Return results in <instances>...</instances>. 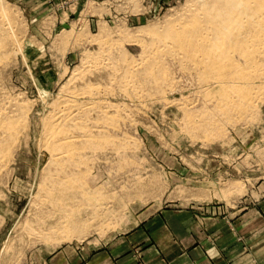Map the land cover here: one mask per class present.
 Here are the masks:
<instances>
[{
    "label": "rangeland",
    "instance_id": "rangeland-1",
    "mask_svg": "<svg viewBox=\"0 0 264 264\" xmlns=\"http://www.w3.org/2000/svg\"><path fill=\"white\" fill-rule=\"evenodd\" d=\"M2 1L0 7H5L7 15L3 14L6 18L1 19L2 7L0 24H4L0 26H8L7 29L0 30V126L2 121L11 122L14 118L13 126H16L14 123L18 125L11 145L13 149L6 155L9 161L6 157L0 160V264H99L98 261L93 262V255H110L111 250L114 255H132L130 257L137 264H145V260L138 255H171L175 247V244L171 245L172 238L177 239L175 241L182 249L184 245L186 248L197 245L196 242L201 240L204 245L198 250L200 254H207L206 248L218 249L219 244L227 242L228 255H235L236 252L239 255H264L262 47V54L257 53L260 63L258 55L256 56L261 67L256 69H260L259 72L262 73L256 72L261 76L257 74L258 79H254L255 75H250L252 78L246 77L248 81L255 80L258 91L254 97L257 98L253 97L252 103L241 110L240 106L247 103L240 100L245 102L243 105L237 100L241 96L237 95L238 92L226 94L222 88L224 86L217 84L215 74L207 72L205 75V70L201 71L202 68H196L190 59L178 55L179 52L172 45L166 47L170 51L160 49L163 45L159 46L151 40L153 32H145L140 39L148 48L145 49V54L156 51L153 53L162 55L159 57L153 54L157 62L161 60L160 64L163 63V67L159 62L155 64L156 80L155 76L147 79L141 71L137 72V79L135 73L130 75L124 69L127 66L129 69L133 63L142 62L141 59L144 58L140 56L142 46L132 44L126 36L127 31L132 33L135 29L152 26H161L163 29L188 13L189 9H193L195 0ZM3 19H10V22ZM10 33L12 37L16 35L15 39ZM262 45L264 42L259 46ZM176 52L178 53L175 54ZM141 65L143 67L144 63ZM105 69L109 71L105 72ZM110 71L123 73L117 75ZM140 75L144 80H141ZM158 75H163V78ZM108 77L110 80H107ZM132 78H136L138 82ZM246 79H242L241 87H249ZM127 80H131L130 83ZM237 96L239 97L235 98ZM72 101V104L75 101L76 105L82 103L81 107L89 105L93 108L91 111L88 106L90 117L88 112L83 113L89 120L83 114L79 119L86 121L84 123L87 127L78 120L77 130L74 127L65 130L64 127L58 128L64 132L68 130V134L73 130L74 135H83L85 129L89 132V137L80 136L82 139L74 144L70 155L54 159L45 128L52 126L51 119L60 113L57 110L60 111L68 104L72 107ZM107 104L110 108L106 107ZM100 108L102 111H99ZM105 115L110 116L107 118ZM192 117L195 119L192 120ZM78 127L79 130L82 129L79 131L81 133L78 132ZM113 137L114 139H110ZM79 148L82 153L78 152ZM74 165L78 172L76 168L73 169ZM61 170L65 172L63 176L70 172L68 179L62 177ZM54 172L57 177L52 175ZM51 175L59 178L60 183L58 179L52 180ZM4 178L6 180L3 181ZM43 185L51 194L44 191V187L39 188ZM50 185H53V190ZM46 199L47 202L44 203ZM237 219L239 223L236 222ZM190 223L193 225L192 231L196 229V235L188 234ZM237 237L240 238L238 251ZM168 239L167 244L162 243ZM106 259L101 258V264Z\"/></svg>",
    "mask_w": 264,
    "mask_h": 264
},
{
    "label": "bare ground",
    "instance_id": "bare-ground-1",
    "mask_svg": "<svg viewBox=\"0 0 264 264\" xmlns=\"http://www.w3.org/2000/svg\"><path fill=\"white\" fill-rule=\"evenodd\" d=\"M0 1H2V0H0ZM3 2V1H2ZM195 6H194V8L193 9H189V11H188V13H186V14H183L181 17H178L177 19H175L174 20V22H170V24H168V25H166L163 29L162 28H160L159 26V28L158 27H156V26H152V27H150V28H143V27H141V28H138V29H135L136 31L135 32H132V33H128V31L126 32V36H128L129 38H128V40H130L131 41V43L133 44H136V45H141L142 47H141V54H140V56H144V58L142 57V62H140L139 61V63H133V62H131V63H133L134 65H132L131 63V67H129V69L127 68H124L125 70H127L126 72H129L128 74H130V75H135V77L137 76V72H143V75L148 79H150V77H154L155 76V80H156V74H155V64H157L158 62V64H160L161 62V60H159L158 62H157V58H156V56H159L160 57V55L161 54H157L156 55V53L154 54L153 52H156V51H153V52H151L150 54L148 53V54H145V49H147L148 50V48H147V46L142 42L141 43V36L145 33V32H153V34H151L153 37L151 38V40H153L154 41V43L155 44H157V45H159V44H161V45H163L162 46V48H160V49H162L163 50V48H166V47H171V45L174 47L173 49H175V51H178V52H176L175 54H177L178 53V55L179 54H181V56H183V58L184 57H187L188 59H190L191 61H192V63L195 65V66H197L196 68H198L199 66L202 68V70L201 71H206V73H205V75L207 74V72L208 73H213V74H215L214 75V77H216L217 76V78H215V79H218V85L219 86H221L222 87V85L224 86V87H222V88H224L225 89V91H226V94H228V95H230V93H232V92H238L237 93V95H241L240 96V99L238 98L239 96H237V97H235V98H238L237 100L238 101H240V100H243V101H246V103L247 104H245V102H243V101H240V102H242L243 103V105L245 106H242V107H244V108H242L241 106H240V108H241V110H243V109H245L247 106H249L248 105V103L250 104V103H252L251 102V100L253 101L254 100V98L256 99L257 98V96L256 97H254V94H256L257 95V91H258V86L255 84V80H252L251 79V81H248L247 79H246V77H250V78H252L251 76H256L258 73L256 72V71H258L259 72V70L258 69H256L257 67L259 68L260 67V65H258V62L260 63V60H259V55L258 54H262V53H264V49H263V47H264V45H262V46H259L260 44H262L263 42H264V0H195ZM4 9H3V8ZM2 8V15H1V19L3 18V17H5L3 14H5V7L4 6H1L0 7V9ZM187 12V11H186ZM5 15H7V14H5ZM6 18V17H5ZM7 18H8V16H7ZM3 20H6V19H3ZM8 20V19H7ZM6 20V21H7ZM1 21V20H0ZM6 21H3V22H5L6 23ZM9 22H10V19L8 20ZM7 21V22H8ZM173 21V20H172ZM2 22V21H1ZM2 25L4 24V23H1ZM0 24V25H1ZM10 24V23H9ZM155 25V24H154ZM159 25V24H158ZM162 25V24H161ZM8 26V25H7ZM7 26H6V28H3V26H0L1 28H0V30H2L3 31V29L5 30V29H7ZM10 27L8 28V29H10L11 28V25H9ZM5 27V26H4ZM103 27V26H102ZM3 28V29H2ZM103 29V28H102ZM159 29H162V30H159ZM104 30H105V27H104ZM11 31H12V29H11ZM117 31V30H116ZM102 32H104V31H102ZM119 32V31H118ZM109 33V32H108ZM128 33V34H127ZM103 34V33H102ZM118 34V33H117ZM12 34L10 33V36H11ZM114 35V34H113ZM125 35V34H124ZM14 36H16L15 34H14ZM12 37V38H14L15 39V37ZM98 36V35H97ZM100 36V35H99ZM112 37V36H111ZM120 37H122V36H120ZM124 37V36H123ZM122 37V38H123ZM99 38V37H98ZM104 38V37H103ZM14 39H13V41H14ZM17 39V38H16ZM110 39V38H109ZM147 39V38H146ZM155 39V40H154ZM98 40V39H97ZM99 41V40H98ZM118 41V40H117ZM116 41V42H117ZM147 41V40H146ZM152 41V42H153ZM5 42V41H4ZM15 42L17 43V41L15 40ZM96 42V41H95ZM101 42V41H100ZM102 42H103V40H102ZM105 42V41H104ZM159 42V43H158ZM77 43H79V42H77ZM107 43V42H106ZM131 43H129V45H131ZM147 43V42H146ZM151 43V42H150ZM93 44V43H92ZM107 44H109V42L107 43ZM110 44H111V42H110ZM118 44V43H117ZM120 44V43H119ZM121 44H122V42H121ZM148 44V43H147ZM2 45V44H1ZM103 45V44H102ZM102 45H100V46H102ZM151 45H152V43H151ZM98 46V45H97ZM104 46H105V44H104ZM149 46V45H148ZM160 46V45H159ZM258 46H259V48H258ZM1 47V46H0ZM3 47V46H2ZM109 47H110V45H109ZM155 47V46H154ZM156 47H158V46H156ZM260 47H262L261 49H262V53H260L261 51H260ZM105 48V47H104ZM103 48V49H104ZM107 48H108V46H107ZM110 48H112V47H110ZM167 49V48H166ZM100 50H102L101 49V47H100ZM100 50H97L98 52L100 51ZM108 50H110V49H108ZM124 50V49H123ZM169 49H167L166 51H168ZM257 50H258V52H257ZM104 51V50H103ZM149 51H150V49H149ZM157 51H158V53H159V48L157 49ZM170 51V50H169ZM174 51V50H173ZM173 51H171V52H173ZM255 51H256V53H255ZM88 52V51H87ZM107 52V51H106ZM109 52V51H108ZM163 52V51H162ZM171 52H169V55H170V53ZM110 53V52H109ZM124 53V52H123ZM122 53V54H123ZM147 53V52H146ZM165 53V52H164ZM174 53V52H173ZM258 53V54H257ZM96 54V53H95ZM100 54V53H99ZM115 54V53H114ZM156 55V56H154V55ZM168 54V53H167ZM85 55H86V53H85ZM106 55V54H105ZM111 55V54H110ZM119 55V54H118ZM258 55V62L256 61L257 60V58H256V56ZM91 56H95V55H91ZM90 56V57H91ZM104 56V55H103ZM162 56V55H161ZM165 56V55H164ZM163 56V57H164ZM173 56H176V55H173ZM181 56H179V58L181 57ZM261 57H263L264 56V54L263 55H260ZM100 58H101V56H99ZM87 58H89L88 56H87ZM105 58V57H104ZM124 58V57H123ZM187 58H185V59H187ZM91 59V58H90ZM114 59H115V57H114ZM127 59V58H126ZM132 59V58H131ZM165 59V58H164ZM174 59V58H173ZM263 59H264V57H263ZM263 59H261L262 61H264ZM85 60V59H84ZM97 60V59H96ZM108 60V59H107ZM133 60V59H132ZM136 60V59H135ZM146 60V61H145ZM163 60V59H162ZM189 60V61H190ZM90 61V60H89ZM91 61H93V60H91ZM110 61V60H109ZM145 61V62H144ZM183 61V60H182ZM190 61V62H191ZM261 61V62H262ZM84 62V61H83ZM88 62V61H87ZM108 62V61H107ZM116 62H118V61H116ZM137 62V61H136ZM165 62V61H164ZM189 62V63H190ZM90 63V62H89ZM99 63V62H98ZM104 63V62H103ZM102 63V64H103ZM144 63V66L142 67V65L141 64H143ZM88 64V63H87ZM108 64H109V62H108ZM118 64V63H117ZM120 64H122V63H120ZM180 64V63H179ZM187 64V63H186ZM163 65V63L162 64H160V66L161 67H163L162 66ZM167 65V64H166ZM181 65V64H180ZM185 65V64H184ZM258 65V66H257ZM116 66H118V65H116ZM115 66V67H116ZM126 65H124V67H125ZM159 66V67H160ZM182 66H183V64H182ZM181 66V67H182ZM191 66H193V65H191ZM91 67V66H90ZM105 67V66H104ZM103 67V68H104ZM106 67H108V66H106ZM122 67H123V65H122ZM140 67H141V69H140ZM179 67V66H178ZM185 67H187V66H185ZM184 67V68H185ZM2 68V67H1ZM0 68V69H1ZM85 68V67H84ZM83 68V69H84ZM88 68V67H87ZM109 68V67H108ZM114 68V67H113ZM117 68V67H116ZM139 68V69H138ZM192 69H194L193 67H191ZM261 68V67H260ZM115 69V68H114ZM119 69V68H118ZM121 70L123 69V68H120ZM136 69H138V70H136ZM158 69V68H157ZM169 69V68H168ZM187 69H190V68H187ZM264 68H262V70H263ZM78 70V69H77ZM87 70V69H86ZM106 71L105 72H107V71H109V70H107V69H105ZM125 70H124V72H125ZM196 70V69H195ZM199 70V69H198ZM251 70V71H250ZM261 70V71H262ZM81 71V70H80ZM123 71V70H122ZM184 71V70H183ZM204 71V72H205ZM79 72V71H78ZM87 72V71H86ZM101 72V71H100ZM111 72V71H110ZM113 72V71H112ZM111 72V73H112ZM125 72V73H126ZM159 72V71H158ZM164 72V71H163ZM169 72V71H168ZM200 72V71H199ZM203 72V73H204ZM85 73V72H84ZM94 73V72H93ZM99 73V72H98ZM119 73V72H118ZM123 73V72H122ZM121 73V74H122ZM132 73V74H131ZM133 73H135V74H133ZM160 73V72H159ZM165 73H166V71H165ZM172 73V72H171ZM252 73H253V75H252ZM259 73H262V72H259ZM81 74V73H80ZM90 74V73H89ZM100 74V73H99ZM112 74H117V73H112ZM111 74V75H112ZM120 74V73H119ZM119 74H117V75H119ZM120 74V75H121ZM162 74V73H161ZM168 74V73H167ZM166 74V75H167ZM83 75V74H82ZM81 75V76H82ZM185 75V74H184ZM194 75V74H193ZM197 75V74H196ZM209 75V74H208ZM251 75V76H250ZM258 75H260V74H258ZM263 75H264V73H263ZM74 76V75H73ZM116 76V75H115ZM124 76H127L126 74L124 75ZM140 76H142V75H140ZM149 76V77H148ZM160 75H158V77H159ZM162 76V78H163V75H161ZM160 76V77H161ZM169 76V75H168ZM261 76V75H260ZM102 77V76H101ZM107 77V76H106ZM118 77V76H117ZM134 77V76H133ZM138 77V76H137ZM136 77V78H137ZM144 77V78H145ZM169 77H171V75L169 76ZM204 77V76H203ZM224 77V78H223ZM259 77V76H258ZM79 78H80V76H79ZM82 78V77H81ZM83 78H85V77H83ZM112 78V77H111ZM116 78V77H115ZM121 78V77H120ZM130 78H131V76H130ZM132 78V79H135V81L139 78ZM141 78V80L143 79V76L142 77H140ZM168 78V77H167ZM226 78V79H225ZM254 78V77H253ZM262 78H263V76H262ZM124 79V78H123ZM125 79H126V77H125ZM127 79H129V78H127ZM147 79H145V81L147 80ZM166 79V78H165ZM201 79V78H200ZM208 79V78H207ZM242 79H246L248 82V85H249V87L248 86H243V87H241V85H240V83H242L243 81H242ZM254 79H258L257 78V76L254 78ZM261 79V78H260ZM107 80H110L109 79V77H108V79ZM113 80V79H112ZM120 80V79H119ZM144 80V79H143ZM161 80H164V79H161ZM169 80V79H168ZM197 80V79H196ZM195 80V81H196ZM210 80V79H209ZM76 81V80H75ZM83 81V80H82ZM114 81H115V79H114ZM124 81V80H123ZM127 81H129V80H127ZM131 81V80H130ZM130 81H129V83H130ZM134 80H132V82H133ZM134 81V82H135ZM166 81V80H165ZM200 81V80H199ZM211 81H214V80H211ZM263 81V80H262ZM81 82V81H80ZM84 82V81H83ZM113 82V81H112ZM121 82V81H120ZM136 82H138V80L136 81ZM157 82V81H156ZM175 82V81H174ZM176 82H178V81H176ZM181 82V81H180ZM204 82V81H203ZM108 83V82H107ZM116 83H117V80H116ZM115 83V84H116ZM118 83H119V81H118ZM128 82H127V84H129ZM147 83V82H146ZM152 83L153 82H151V84L150 85H152ZM161 83H163L162 81H161ZM200 83V82H199ZM247 83H245V84H247ZM258 83V82H257ZM95 84V83H94ZM111 84H113V83H111ZM120 84V83H119ZM118 84V85H119ZM122 84V83H121ZM143 84V83H142ZM147 84H149V83H147ZM147 84H145V85H147ZM155 84V83H154ZM156 84H158V82L156 83ZM155 84V85H156ZM159 84H160V80H159ZM207 85H208V83H206ZM90 85V84H89ZM129 85H131V84H129ZM138 85V84H137ZM168 85H170V84H168ZM177 85V84H176ZM186 85V84H185ZM203 85V84H202ZM202 85H200V87L202 86ZM86 86V85H85ZM98 86H99V84H98ZM105 86V85H104ZM110 86V85H109ZM122 86V85H121ZM134 86V85H133ZM140 86V85H139ZM154 86V85H153ZM152 86V87H153ZM159 86V85H158ZM209 86V85H208ZM264 86V85H263ZM70 87H73V86H70ZM81 87V86H80ZM90 87V86H89ZM94 87V86H93ZM93 87H92V89H93ZM114 87V86H113ZM127 87V86H126ZM126 87H124V88H126ZM129 87V86H128ZM141 87V86H140ZM155 87V86H154ZM256 87V89H254ZM82 88V87H81ZM101 87H99V89H100ZM123 88V87H122ZM143 88H145L144 86H143ZM168 88V87H167ZM171 88H172V86H171ZM199 88V87H198ZM78 89V88H77ZM87 89V88H86ZM89 89V88H88ZM92 89H90V90H92ZM103 89H104V87H103ZM107 88L105 87V90H106ZM118 89H119V87H118ZM133 89H134V87H133ZM139 89H141V88H139ZM159 89V88H158ZM157 89V90H158ZM173 89V88H172ZM205 89H207V88H204V90ZM96 90V89H95ZM114 90V89H113ZM122 90V89H121ZM143 90V89H142ZM148 90H150V89H148ZM153 90V89H152ZM185 90V89H184ZM183 90V91H184ZM64 91H66V90H64ZM120 91V90H119ZM127 91V90H126ZM138 91V90H137ZM160 91V90H159ZM62 92V91H61ZM73 92V91H72ZM89 92V91H88ZM92 92V91H91ZM90 92V93H91ZM122 92V91H121ZM128 92V91H127ZM152 92V91H151ZM157 92V91H156ZM176 92V91H175ZM198 92V91H197ZM262 92H264V91H262ZM67 92H65V94H66ZM80 93V92H79ZM98 93V92H97ZM96 93V94H97ZM104 93V92H103ZM134 93V92H133ZM137 92H135V94H136ZM142 93V92H141ZM158 93V92H157ZM85 94H87V93H85ZM84 94V95H85ZM110 94V93H109ZM123 94H125V93H123ZM127 94V93H126ZM146 94V93H145ZM165 94V93H164ZM199 94V93H198ZM70 95V94H69ZM83 95V96H84ZM93 95H95V94H93ZM93 95H91V96H93ZM111 95V94H110ZM134 95V94H133ZM138 95V94H137ZM154 95V94H153ZM156 95H158V94H156ZM62 96V95H61ZM61 96H59V97H61ZM75 96H76V94H75ZM83 96H82V98H83ZM128 96V95H127ZM135 96V95H134ZM150 96V98H151V95H149ZM165 96V95H164ZM187 96H189V95H187ZM262 96V95H261ZM77 97H79V96H77ZM94 97V96H93ZM119 97V96H118ZM148 97V96H147ZM242 97V98H241ZM254 97V98H253ZM264 97V96H263ZM15 98H17V97H15ZM232 98V97H231ZM138 99V98H137ZM232 99H234V98H232ZM54 100H55V98H54ZM65 100V99H64ZM88 100V99H87ZM94 100V99H93ZM92 99H91V101H93ZM162 100H164V99H162ZM231 99H229V101H230ZM62 101V100H61ZM68 101V100H67ZM70 101V100H69ZM151 101V100H150ZM161 101V100H160ZM176 101V100H175ZM186 101H188V100H186ZM232 101V100H231ZM230 101V102H231ZM234 101H236V100H234ZM238 101H236V104H239L238 103ZM56 101H54V103H55ZM84 102H85V100H84ZM102 102V101H101ZM104 102V101H103ZM143 102V101H142ZM168 102H170V101H168ZM178 102H179V100H178ZM193 102V101H192ZM196 102V101H195ZM211 102H212V100H211ZM257 102V101H256ZM13 103V102H12ZM21 103H22V101H21ZM70 103V102H69ZM73 103V101L71 102V105H72V107L71 106H68V105H70V104H68V105H64V104H62V105H64L63 106V108H61L60 109V111H59V109L57 110L58 112H60L59 114H58V116H56L54 119H51V121H50V119H49V123L51 122V127L49 126V124H48V126H46V127H48V128H45V130H46V132H45V135H46V139L48 140V141H50V143H48L49 144V146H51V151H53V152H51L52 154H51V156H53L54 157V159H56V158H62V157H67L68 155H70V153H71V149H73V147H75L74 146V144H76V142H78L80 139H82L83 138V136H87V134H89V132L88 131H86L85 129H83V131H85V132H87V133H85V132H83L84 134L83 135H74V134H72L73 133V130H70V131H72V133L71 134H68L67 133V131L66 132H64V130H65V128L67 129H69V128H71V127H74L75 129L77 128V125H79V122H78V120L81 118V114H83V113H86V112H88V116L90 115L89 114V111H90V108L88 107V106H84V107H81V105H82V103H79V105H76L75 104V101H74V104H72ZM77 103V102H76ZM90 102H88V104H89ZM94 103V102H93ZM95 103H97V101H95ZM99 103V102H98ZM109 103V102H108ZM153 103H154V101H153ZM180 103V102H179ZM224 103V102H223ZM234 103V102H233ZM18 104V103H17ZM83 104H85V103H83ZM92 104V103H91ZM101 104V103H100ZM110 104V103H109ZM125 104V103H124ZM178 104V103H177ZM187 104V103H186ZM185 104V105H186ZM194 104V103H193ZM97 105V104H96ZM108 105V104H107ZM145 105V104H144ZM166 105H168V104H166ZM235 105V104H234ZM240 105V104H239ZM239 105H236L237 106V108L239 107ZM247 105V106H246ZM7 106V105H6ZM5 106V107H6ZM55 106V105H54ZM53 106V107H54ZM73 106H75L76 108H73ZM79 106V107H78ZM83 106V105H82ZM120 106V105H119ZM208 106V105H207ZM206 106V107H207ZM223 106V105H222ZM229 106H231V105H229ZM254 106V105H253ZM22 107V106H21ZM24 107V106H23ZM93 107V106H92ZM95 107V106H94ZM103 107H104V105H103ZM106 107H109V105L108 106H106ZM105 107V108H106ZM114 106H112V108H113ZM118 107V106H117ZM226 107V106H225ZM6 108H8V107H6ZM13 108V107H12ZM11 108V109H12ZM52 108V107H51ZM56 108H57V106H56ZM88 108H89V111H87L88 110ZM99 108V107H98ZM98 108H96V109H98ZM110 108V107H109ZM109 108H107V109H109ZM115 108V107H114ZM128 108V107H127ZM162 108V107H161ZM221 108V107H220ZM230 108H232V107H230ZM235 108V107H234ZM255 108H257V107H255ZM255 108H253V110L255 109ZM5 109V108H4ZM23 109V108H22ZM101 109V108H100ZM107 109H105V110H107ZM117 109V108H116ZM120 109V108H119ZM150 109V108H149ZM153 109V108H152ZM178 109H179V107H178ZM201 109V108H200ZM217 109V108H216ZM228 109H229V107H228ZM250 110H251V108H249ZM93 110V108H91V111ZM138 110V109H137ZM164 110V109H163ZM180 110V109H179ZM202 110V109H201ZM201 110H199L200 112H201ZM211 110V109H210ZM217 110H219V108L217 109ZM217 110H216V112H217ZM233 110V109H232ZM240 110V109H239ZM241 110L239 111V112H241ZM252 110V111H253ZM3 111H5V110H3ZM7 111V110H6ZM16 111V110H15ZM20 111V110H19ZM25 111V110H24ZM54 111V110H53ZM95 111V110H94ZM93 111V112H94ZM99 111H102V109L101 110H99ZM117 111V110H116ZM198 111V112H199ZM2 112V111H1ZM30 112V111H29ZM98 112V111H97ZM107 112H108V110H107ZM114 112V111H113ZM215 112V113H216ZM231 112V111H230ZM247 112V111H246ZM19 113V112H18ZM51 113V112H50ZM99 113V112H98ZM102 112H100V114H101ZM103 113H104V111H103ZM185 113V112H184ZM194 113V112H193ZM233 113V112H232ZM15 114H17V113H15ZM20 114V113H19ZM22 114V113H21ZM28 114V113H27ZM100 114H99V118H101L102 116H100ZM121 114V113H120ZM190 114H191V112H190ZM199 114V113H198ZM198 114H197V116H198ZM201 114V113H200ZM220 114V113H219ZM230 114V113H229ZM236 114V113H235ZM242 114V113H241ZM1 115V114H0ZM6 115V114H5ZM12 115V114H11ZM10 114H9V116H11ZM47 115H48V113H47ZM84 115V114H83ZM82 115V116H83ZM101 115H103V114H101ZM110 115H112V114H110ZM110 115H108V116H110ZM117 115V114H116ZM205 115V114H204ZM209 115H210V113H209ZM223 115V114H222ZM221 115V116H222ZM240 115V114H239ZM243 115H245V114H243ZM2 116H4V114L2 115ZM7 116H8V114H7ZM13 116V115H12ZM11 116V117H12ZM21 116V115H20ZM54 116V115H53ZM85 117L84 118H86L87 116L86 115H84ZM97 116V115H96ZM104 116V115H103ZM107 118H108V116L107 115H105ZM128 116V115H127ZM132 116V115H131ZM187 117H190V116H188V115H186ZM211 116V115H210ZM4 117H6V116H4ZM90 117V116H89ZM106 117H105V119H106ZM112 117V116H111ZM118 117V116H117ZM130 117V116H129ZM199 117V116H198ZM202 117V116H201ZM209 117V116H208ZM217 117V116H216ZM232 117V116H231ZM1 119L0 120H2V117H0ZM19 118V117H18ZM17 118V119H18ZM49 118H50V116H49ZM141 118V117H140ZM207 118V117H206ZM205 118V119H206ZM210 118V117H209ZM214 118V117H213ZM217 118H219V116L217 117ZM241 118V117H240ZM5 119H7V118H5ZM4 119V120H5ZM9 119V118H8ZM16 119V120H17ZM24 119V118H23ZM22 119V120H23ZM83 119V118H82ZM88 118H86V120H87ZM96 119V118H95ZM98 119V118H97ZM193 119H195V118H193L192 117V120ZM198 119V118H197ZM210 119H212V118H210ZM234 119V118H233ZM243 119V118H242ZM21 120V119H20ZM19 120V121H20ZM48 120V119H47ZM84 120V119H83ZM89 120V119H88ZM103 120H104V118H103ZM116 120V119H115ZM118 121H119V119H117ZM127 120V119H126ZM134 120V119H133ZM187 120V119H186ZM199 120H201V118L199 119ZM203 120V119H202ZM209 120V119H208ZM207 120V121H208ZM221 120V119H220ZM225 120V119H224ZM7 121V120H6ZM13 121V120H12ZM10 122V120L8 121V122H4V121H2V126H0V128L2 127V128H4V129H0V132L1 131H3L2 133H1V135H0V160H1V158H4V157H6V160H8L7 159V154L8 153H10L11 152V149H13V147L11 146L13 143V139H15L14 137H15V135H16V133H17V128H16V126L18 125V124H15L14 123V125H16V126H13V122L15 121V118H14V121L13 122ZM46 121V120H45ZM80 121V120H79ZM82 121V120H81ZM80 121V122H81ZM92 121V120H91ZM90 121V122H91ZM96 121V120H95ZM190 121V120H189ZM197 121V120H196ZM212 121V120H211ZM222 121V120H221ZM239 121V120H238ZM4 122V123H3ZM21 122V121H20ZM84 122H86V121H84ZM83 121H82V125L84 124V126H85V123H84ZM89 122V121H88ZM87 122V123H88ZM93 122V121H92ZM101 122V121H100ZM103 122V121H102ZM105 122V121H104ZM185 122V121H184ZM188 122V121H187ZM0 123H1V121H0ZM45 123V122H44ZM43 123V124H44ZM48 123V122H47ZM86 123V124H87ZM171 123V122H170ZM192 123H193V121H192ZM197 123V122H196ZM209 123V122H208ZM212 123H213V121H212ZM22 124V123H21ZM26 124V123H25ZM99 124V123H98ZM104 124V123H103ZM201 124V123H200ZM199 124V125H200ZM6 125V126H5ZM82 125H80V126H82ZM105 125V124H104ZM118 125V124H117ZM206 125V124H205ZM213 125V124H212ZM218 125V124H217ZM22 126V125H21ZM76 126V127H75ZM93 126H95V125H93ZM106 126H109V125H106ZM111 126V125H110ZM109 126V127H110ZM193 126H195L194 125V123H193ZM211 126V125H210ZM214 126H216V125H214ZM58 127H60V128H63L64 127V130L63 129H60V128H58ZM85 127H87V126H85ZM84 127V128H85ZM91 127V126H90ZM99 127V126H98ZM108 127V128H109ZM119 127V126H118ZM204 127V126H203ZM202 127V128H203ZM212 127V126H211ZM21 128V127H20ZM23 128V127H22ZM21 128V129H22ZM28 128V127H27ZM74 128H71V129H74ZM79 128L80 127H78V132L80 131V130H82V129H80L79 130ZM190 127H188V129H189ZM206 128H209V127H206ZM91 130H92V128H90ZM90 129H88V130H90ZM191 129V128H190ZM194 129V128H193ZM26 130V129H25ZM24 130V131H25ZM77 130V129H76ZM98 130V129H97ZM96 130V131H97ZM96 131H95V133H96ZM99 131V130H98ZM97 131V132H98ZM104 131V133H105V129L103 130ZM190 131V130H189ZM197 131H198V129H197ZM200 131V130H199ZM198 131V132H199ZM22 132V131H21ZM82 132V131H81ZM81 132H79V133H81ZM91 132V131H90ZM108 132V131H107ZM78 133V134H79ZM100 133L102 134L103 132H101L100 131ZM187 133H188V131H187ZM192 133V132H191ZM26 134V133H25ZM25 134H24V136H25ZM77 134V133H76ZM107 134V133H106ZM105 134V135H106ZM198 134V133H197ZM201 134V133H200ZM207 134V133H206ZM44 135V136H45ZM204 135V134H203ZM80 136H82V138H80ZM91 136V135H90ZM208 136V135H207ZM89 136H87L86 138H88ZM94 137V136H93ZM105 137V136H104ZM85 138V139H86ZM103 138V137H102ZM116 138V137H115ZM20 139V138H19ZM45 139V138H44ZM91 140H92V142L91 143H93V138L91 137L90 138ZM97 139V138H96ZM95 139V140H96ZM100 139V138H99ZM110 139H114V137L113 138H110ZM193 139H194V137H193ZM197 139V138H196ZM41 140V139H40ZM43 140V139H42ZM94 140V141H95ZM117 140H119V138L117 139ZM17 141V140H16ZM46 141V140H45ZM85 141V140H84ZM83 141V142H84ZM87 141H89V139H87ZM101 141V140H100ZM19 142V141H18ZM90 142V141H89ZM102 142V141H101ZM113 142V141H112ZM46 143V144H47ZM85 143V142H84ZM105 143V142H104ZM79 144V143H78ZM112 144V143H111ZM118 144V143H117ZM80 145H81V143H80ZM86 145V144H85ZM85 145H82V146H84L85 147ZM92 145V144H91ZM107 145H108V143H107ZM16 146V145H15ZM49 146H48V148H49ZM90 146V145H89ZM125 146V145H124ZM127 146V145H126ZM78 147V146H77ZM87 147H88V144H87ZM115 147H116V145H115ZM17 148V147H16ZM43 148H44V146H43ZM91 148H93V147H91ZM100 148V147H99ZM104 148V147H103ZM110 148H111V146H110ZM18 149V148H17ZM77 149V148H76ZM76 149H74V150H76ZM90 149V148H89ZM112 149H113V147H112ZM80 148H79V151L78 152H80ZM88 150V149H87ZM100 150V149H99ZM123 150H125V149H123ZM83 151H84V149H83ZM89 151V150H88ZM94 151V150H93ZM75 153H76V151H75ZM80 153H82V152H80ZM113 153V152H112ZM15 154V153H14ZM79 154V153H78ZM96 154V153H95ZM9 155V154H8ZM72 155V154H71ZM77 155V154H76ZM78 156V155H77ZM90 156V155H89ZM72 157H75V155L74 156H72ZM81 157V156H80ZM80 157H78V158H80ZM10 158V157H9ZM12 158V157H11ZM85 159H86V155H85V157H84ZM54 159H53V161H54ZM59 159H57V161L59 160ZM68 159H69V157H68ZM74 159H76V158H74ZM64 160H66V158L64 159ZM71 160H72V158H71ZM80 160V159H79ZM3 161V160H2ZM9 161V160H8ZM62 161H63V159H62ZM67 161V160H66ZM69 162H71L70 160H68ZM83 161V160H82ZM60 162V161H59ZM72 162H74V160L72 161ZM3 163V162H2ZM54 163V162H53ZM79 162H77L76 164H78ZM82 163V162H81ZM86 163V162H85ZM55 164H56V162H55ZM58 165H60L59 163H57ZM66 164V163H65ZM73 164V163H72ZM75 164V163H74ZM57 165V166H58ZM79 165H80V163H79ZM87 165V164H86ZM46 166V165H45ZM54 166V165H53ZM61 166H63V164L61 165ZM60 166V167H61ZM75 166V167H74ZM73 166V169L74 168H76V165H74ZM3 167V166H2ZM67 167V166H66ZM68 167H69V164H68ZM72 167V166H71ZM85 167H87V166H85ZM6 169H7V167H5ZM49 168V167H48ZM55 168V167H54ZM88 168V167H87ZM1 169V168H0ZM60 169V168H59ZM77 169V172H78V168H76ZM45 170V169H44ZM63 170V169H62ZM62 170H61V173H62V177H64V178H67L68 179V177H69V175H70V172H68L69 173V175L67 174V175H65V176H63L64 174L63 173H65L64 171L62 172ZM69 170V169H68ZM2 171V170H1ZM4 171H6V170H4ZM47 171V170H46ZM59 171V170H58ZM47 172H49V171H47ZM53 172V171H52ZM56 173H58L57 171H55ZM55 172L54 173H52V175L54 174V177L56 176L57 177V175H55ZM76 172V173H77ZM1 173V172H0ZM7 173V172H6ZM60 173V172H59ZM9 174V173H8ZM44 174H46L45 172H44ZM44 174H42V175H44ZM51 174V173H50ZM73 173L71 172V175H72ZM75 174V173H74ZM82 174V173H81ZM80 174V175H81ZM52 175H51V177H52ZM79 175V174H78ZM83 175V174H82ZM86 175V174H85ZM6 176V175H5ZM49 176V175H48ZM74 176V175H73ZM77 176V175H76ZM4 177V176H3ZM2 177V178H3ZM42 177V176H41ZM46 177H47V175H46ZM50 177V178H51ZM61 177V176H60ZM61 177V178H62ZM72 177V176H71ZM80 177V176H79ZM43 178V177H42ZM41 178V179H42ZM63 178V179H64ZM76 178V177H75ZM81 178V177H80ZM52 180L53 179H55L56 181H57V179L59 180V178H51ZM74 179V178H73ZM4 180H6L5 178L3 179V181ZM62 180V179H61ZM71 180V179H70ZM76 180V179H75ZM78 180H79V178H78ZM50 181V180H49ZM62 181H64V180H62ZM67 181V180H66ZM83 181V180H82ZM70 182V181H69ZM68 182V183H69ZM76 182V181H75ZM80 182V181H79ZM45 183V182H44ZM55 183V182H54ZM59 183H60V180H59ZM81 183V182H80ZM3 184H5L4 182H3ZM42 184V183H41ZM51 184H53V183H51ZM62 184V183H61ZM60 184V185H61ZM64 185H65V183H63ZM75 184H77V182L75 183ZM58 186H59V184H57ZM63 185V186H64ZM82 185V184H81ZM85 185V184H84ZM87 185V184H86ZM48 186H49V184H48ZM63 186H61V188L63 187ZM66 186V185H65ZM64 186V187H65ZM71 186H73V184L71 185ZM41 187H44V185L43 186H40L39 188H41ZM50 187H51V185H50ZM52 187H53V185H52ZM52 187H51V189H52ZM69 187V189H70V186H68ZM74 187V186H73ZM73 187H71V189H74ZM76 187V186H75ZM82 187V186H81ZM45 188V187H44ZM48 188V187H47ZM55 188V187H54ZM66 188V187H65ZM80 188V187H79ZM50 189V190H51ZM59 189V188H58ZM58 189H55V190H58ZM67 189V188H66ZM49 190V189H48ZM48 190H46V188H45V190L44 191H48ZM53 190V189H52ZM51 190V191H52ZM62 190H63V188H62ZM68 190V189H67ZM83 190V189H82ZM40 191V190H39ZM42 191V190H41ZM49 192V191H48ZM48 192H46V193H48ZM40 193V192H39ZM50 193V192H49ZM36 194V193H35ZM51 194V193H50ZM40 195V194H39ZM47 195V194H46ZM66 195V194H65ZM49 196V195H48ZM48 196H45V197H48ZM36 198V197H35ZM40 199H42L41 197H40ZM58 199V198H57ZM36 200V199H35ZM54 200V199H53ZM70 200V199H69ZM43 201V200H42ZM49 201H50V199H49ZM52 201V200H51ZM45 202H47V199H46V201L44 200V203ZM56 202V201H55ZM34 203V202H33ZM37 203V202H36ZM43 203V202H42ZM49 203V202H48ZM38 204V203H37ZM39 204H41V203H39ZM31 205H34V204H32L31 203ZM42 205V204H41ZM50 205H51V203H50ZM40 206V205H39ZM52 207H53V205H51ZM80 206H82V205H80ZM106 208V207H105ZM33 209V208H32ZM45 210V209H44ZM61 211V210H60ZM33 212V211H32ZM43 212V211H42ZM45 212V211H44ZM56 212H58V211H56ZM35 213V212H34ZM87 213V212H86ZM38 214H39V212H38ZM44 215V214H43ZM28 216V215H27ZM49 216V215H48ZM85 216V215H84ZM50 217V216H49ZM91 217V216H90ZM35 218H37V217H35ZM43 218V217H42ZM45 218V217H44ZM55 219V218H54ZM83 219V218H82ZM96 219V218H95ZM42 220V219H41ZM90 220H92V219H90ZM65 221V220H64ZM69 221V220H68ZM82 222H84V221H82ZM107 222V221H106ZM81 223V222H80ZM42 224V223H41ZM54 224V223H53ZM67 224V223H66ZM65 224V225H66ZM88 224V223H87ZM43 225V224H42ZM41 225V226H42ZM46 225V224H45ZM68 225V224H67ZM72 225V224H71ZM78 225H79V223H78ZM91 225H92V223H91ZM63 226V225H62ZM40 227V226H39ZM54 227V226H53ZM72 227V226H71ZM41 228V227H40ZM52 228V227H51ZM50 228V229H51ZM56 229H58L57 228V226H56ZM74 230V229H73ZM90 230H92V228L90 229ZM29 231V230H28ZM51 231L52 230H50V233H51ZM39 232V231H38ZM54 232V231H53ZM52 232V233H53ZM61 232H62V229H61ZM88 232V231H87ZM34 233H36V232H34ZM44 233V232H43ZM81 233V232H80ZM52 235V234H51ZM50 235V236H51ZM57 235V234H56ZM60 235V234H59ZM43 236V235H42ZM62 237H63V235H61ZM45 237H46V235H45ZM56 237V236H55ZM50 238V237H49ZM54 239V238H53ZM68 239V238H67ZM56 240V239H55ZM62 240V239H61ZM62 242V241H61Z\"/></svg>",
    "mask_w": 264,
    "mask_h": 264
},
{
    "label": "crops",
    "instance_id": "crops-1",
    "mask_svg": "<svg viewBox=\"0 0 264 264\" xmlns=\"http://www.w3.org/2000/svg\"><path fill=\"white\" fill-rule=\"evenodd\" d=\"M236 222L239 223L238 219L236 220ZM192 226L193 225L190 223V229H188V234H190L191 236L197 234L196 229L195 231H192L193 228ZM237 234L239 235V233ZM238 239L240 238L237 237V243H236L237 251L240 246ZM175 240L177 239L172 238L171 240L172 242L171 245L174 246L175 244V247L171 255H169V253L167 254L164 253L163 255L157 254V255H138V256H140V258H143V260H145V264H264V255H239L238 252H236L237 254L235 255H231V254L228 255L227 242H224L223 245L219 244L218 249L213 250L210 249L211 247L206 248L208 253L200 254L198 253L199 252L198 250H200L201 246L204 245V243H202L201 240L196 242L197 245L194 244L187 248L186 245H184L183 249L180 245H178V242ZM168 241L169 239L163 240L162 243L167 244ZM130 256L132 255H123V253L122 255L121 254L114 255V253L111 250L110 255H93V262L98 261L100 262L99 264H101L100 259L107 258L104 264H137L134 258Z\"/></svg>",
    "mask_w": 264,
    "mask_h": 264
}]
</instances>
